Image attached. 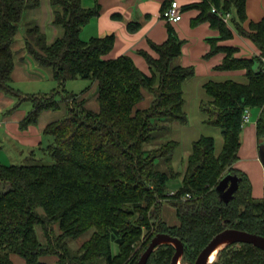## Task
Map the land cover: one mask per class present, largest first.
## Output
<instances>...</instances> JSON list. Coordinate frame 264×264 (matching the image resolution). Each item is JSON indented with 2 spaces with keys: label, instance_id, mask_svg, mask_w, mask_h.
<instances>
[{
  "label": "trees",
  "instance_id": "obj_1",
  "mask_svg": "<svg viewBox=\"0 0 264 264\" xmlns=\"http://www.w3.org/2000/svg\"><path fill=\"white\" fill-rule=\"evenodd\" d=\"M245 2L200 0L185 8L199 9L191 26L208 22L219 33L207 39L210 50L204 58L223 52L216 70H244L245 82L208 81L203 85L207 96L200 107L206 115L204 123L220 129L222 147L216 154L212 137L198 138L184 172L178 173L162 172L155 163L157 159L170 161L178 147L176 141L145 149L154 146L156 131L168 130L159 122H187L182 85L194 76V68L173 65L183 41L172 25L167 22L168 37L163 43H150L156 57L140 52L150 70L146 75L129 56L104 59L113 47V35L87 41L80 38L81 29L99 16V5L86 9L80 0H50L55 9L53 23L62 28V36L46 45L36 29L28 30L29 37L39 35L37 43L26 38L25 46L39 66L51 70L57 88L41 96H26L33 105L20 128L35 124L43 110H58L61 102L67 113L43 129L53 139L45 148L52 164H0V181L10 185L0 194V264H14L11 255L25 264H46L42 261L46 256H54L57 264H136L157 234L179 240L182 263L194 264L200 252L226 229L264 237V195L255 199L247 175L234 167L239 160L244 112L264 109V18L249 22L246 32ZM38 5L39 0H0V92L18 96L10 85L12 45L24 11ZM211 5L232 13L230 23L257 46L261 57L236 58L237 48L218 46L233 34L211 13ZM134 28L129 26L130 31ZM78 79L96 83L98 111L85 106L82 92H66L60 102L54 100L67 81ZM144 91L152 95L151 103L136 109ZM255 131L258 144H264V114L256 121ZM227 174L237 177L238 186L225 203L215 188ZM176 178L181 179V186L170 196L168 184ZM163 203L174 208L177 224L162 219ZM87 232L90 236L72 250L68 241ZM112 241L117 245L115 255ZM174 253L173 246L161 245L146 264H171ZM211 264H264V252L249 244H231Z\"/></svg>",
  "mask_w": 264,
  "mask_h": 264
},
{
  "label": "crops",
  "instance_id": "obj_2",
  "mask_svg": "<svg viewBox=\"0 0 264 264\" xmlns=\"http://www.w3.org/2000/svg\"><path fill=\"white\" fill-rule=\"evenodd\" d=\"M80 1L83 8L89 9L96 5H99L101 8L99 16L91 19L81 29L80 38L87 41L91 38H101L107 35H113V47L111 51L104 56V59H115L122 55L129 56L140 71L146 75H150L148 64L140 52L144 51L152 57H156V54L150 47V43L159 45L167 39V22L161 17V9L164 3H167L168 0ZM177 1L181 7H184L182 9V18L179 22L170 24L172 25L178 39L183 41V45L181 55L174 60L173 65L194 68V76L186 80L182 85L184 98L183 109L185 114L187 109L193 112L197 111L202 113L200 109L201 104L207 100V96L203 89V85L206 82L233 80L239 83H244L245 71L216 70V67L220 65L223 60V52H218L208 59L204 58L210 50V45L208 44L207 39L216 38L219 33L217 30L211 28L208 22L200 23L195 27L191 26V20L199 14V9L190 7L187 9L185 8L190 4L200 2V0ZM27 10L30 22L26 24H32V28L26 29V32L28 30L36 29L43 36V40L46 45H50L54 40L62 36V28L53 23L55 9L51 6L50 0H39V5L37 7H32ZM245 12L247 16L245 24L260 21L264 18V0H246ZM130 25L135 27L132 31L129 30ZM13 46L14 43L12 45L14 63L12 80L38 79L35 75L30 73L29 68L22 62L24 59L23 53L22 56H17L16 62L14 61V51L16 52V50ZM218 46L237 48V52L235 53V57L237 58L249 59L259 55V51L254 43H252L249 39L240 37L236 34L232 35L231 39L219 42ZM35 65L36 66L34 67L36 71H40L37 69L46 70L49 79L52 80V77L50 78V75L52 76L50 69L41 67L36 62ZM216 77H220L222 79H217ZM234 77L237 78L233 79ZM242 79H244V81H239ZM95 86L96 83L94 82L93 88ZM85 95V93H81V98L85 99ZM12 106V100L0 92V164L2 165H5V162H11L10 164H13L12 162L16 160V156L23 157L32 155L34 151L42 150L40 144L43 139H45L43 129L47 124L59 120V117L50 116L55 115L57 112L56 110H45L38 115L37 121L34 125H30L26 129H21L19 125L25 118L26 113L21 111L17 112L16 115L15 113L14 115L5 114V112ZM85 106L90 110L98 111V105L95 109L94 103L90 104L88 102L85 103ZM65 108V104L61 102L58 110L59 112H63L65 111ZM254 109L255 108H252V111L255 112L252 124H248V126H244L242 128L240 139L241 146L238 153L239 160L236 162L234 167L247 175L252 186V196L255 199H260L264 195V187L263 194L260 189L262 184L264 186V167L262 168L260 163L258 150L259 145L263 143L258 144L255 133V124L260 115L264 114V109H257L258 111H254ZM248 114L249 120L247 123H249L252 118L250 110H248ZM205 119V116L201 117V124L206 125L204 123ZM200 137L202 136H199L198 138ZM197 139L190 141L189 149L186 147L188 150L187 152L190 153L192 144ZM244 154L248 157V159L245 160L246 162L242 159ZM178 189L176 188L171 191L176 192ZM161 217L169 225L177 224L175 210L167 203H163ZM42 259L51 260L53 263L57 264V260L54 256H46Z\"/></svg>",
  "mask_w": 264,
  "mask_h": 264
},
{
  "label": "rangeland",
  "instance_id": "obj_3",
  "mask_svg": "<svg viewBox=\"0 0 264 264\" xmlns=\"http://www.w3.org/2000/svg\"><path fill=\"white\" fill-rule=\"evenodd\" d=\"M27 11L24 12L22 20L18 25V34L15 37L14 46H13L16 50V52L14 51V56H15L14 61L16 62L17 56H22V53H23L24 59L22 60V62L29 68L30 73L35 75L38 79H35V80H24V79L23 80L22 79H16L15 80L14 79V80H12L10 85L15 90V92L18 93V96L9 95V94L2 92V94L4 96L9 98L13 102V106L11 108H9L5 112V114H9V115L13 114L14 115V113H15V115H16L17 112L24 111L26 113L25 117L31 111L32 105H33L31 99L28 98L29 96H32V95L41 96L43 94H48L52 90L57 88V83H55L54 81L49 79L46 70L37 69L40 71H36V69L34 67V66H36L35 61L33 60V57L31 56V54L28 52L27 47L25 48L26 38H29L32 42L37 43V37L36 36L39 35V34H32L29 37V33H27L28 31L26 32V29L32 28V26H31L32 24H30V23H29V25L26 24V23L30 22V19L27 15ZM225 12H227V11H225ZM229 13L232 15L231 12H229ZM226 26L228 28H230L229 30L232 31L233 35L236 34V35H239L240 37L246 38V37L240 35L239 32L234 28V26H232V24L230 22ZM243 26L247 32L249 30V26L245 23ZM246 39H248V38H246ZM83 41H86V40H83ZM33 47H35L36 50H39L38 47H36V46H33ZM256 48H257V46H256ZM258 51H259L258 56L261 57L262 56L261 51L259 49H258ZM258 56H254V57H258ZM261 59H262V62L264 63V57H261ZM15 65H16V63H15ZM50 78H51V75H50ZM216 78L222 79L220 77H216ZM236 78L237 77H234L233 79H236ZM239 81H244V79L239 80ZM93 85H94V82L89 81V80L78 79V80H74V81H67L64 84V89H63L64 91L62 89H60L62 91H60L58 94L54 95V100L57 102L58 101L60 102L62 100V98L65 97L64 95L66 92L67 93H75V94H79L82 92V93L86 94L85 95L86 103H88V102L90 104L94 103L95 109H96L97 105H98V103L95 99V97L97 95V87L95 86L93 88ZM26 96H28V97H26ZM151 100H152V95L150 93H148L147 91H144V97H143L142 101L136 106V109L149 107ZM257 109L262 110L263 108H255L254 111H258ZM249 110H250V113L252 115V118H251L250 122L247 123V125L241 123L242 128L244 126H248V124H250V125L252 124V119L254 118L255 112H253L252 109H249ZM43 111H45V110H43ZM56 111L59 112V110H56ZM246 111L248 112V110H246ZM57 112L55 113V115H50V116L59 117V119L66 117V113H67L66 108H65V111H63V112H61V111L59 113H57ZM186 115H187V122L184 124L167 122L166 120L159 122L158 124L160 127L167 126L168 130L156 131L154 133V137L156 138L154 146H148V145L145 146V149H150L151 147H155L156 145H158V143H163V142H166L168 140H174V141L178 142V147L175 149V151H174L169 162H165L162 159H157L155 161L156 168L162 172L175 171L178 173H183L185 170V167H186V160H187V157L189 154V152H187L188 151L187 149H189V147H190V141L197 139L199 136L212 137L214 140L215 153L217 154L221 150L222 137L220 134L221 133L220 129L212 127V126L201 124V122H200L201 117L202 116L206 117V115L203 112L202 113L197 112V111L193 112V111H190L187 109ZM255 126H256V124H255ZM255 133H256V131H255ZM44 138L45 139H43V141L40 144V147L42 150H40V151L36 150V151H34V153L32 155H27V156H23V157L16 156V160H14L12 162L13 164H10L11 162H5V165H50V164H52L53 160L49 156V154L45 151V148L53 143V139L50 136H46V135H44ZM186 147H187V149H186ZM245 155L246 154H244L242 156V159L244 161L246 159H248V157H246ZM260 163H261V161H260ZM261 165H262V163H261ZM262 168H263V166H262ZM180 186H181V179L176 178V179L169 181L168 190L171 191V190L176 189V188L178 189ZM263 187L264 186L262 184L261 188H260L262 190V194H263ZM9 189H10V185L8 183L0 181V194L5 193ZM257 200H259V199H257ZM39 212H41V210H39ZM55 231L58 232L57 228L55 229ZM90 233L91 232H87V233L83 234L79 239L68 241L70 248L72 250H77L78 247L90 236ZM37 234L39 236V239L42 242H44V239L42 238V235H41V230L39 228H37ZM140 246H141L140 243L138 245H136L135 250L139 249ZM111 247H112V254L113 255L117 254V251H118L117 245L114 241H112ZM11 259H12L14 264H24V261L21 258H19L18 256L11 255ZM42 261L46 262L48 264H56V263H53L51 260H47V259H42ZM179 264H183L182 261H180Z\"/></svg>",
  "mask_w": 264,
  "mask_h": 264
},
{
  "label": "water",
  "instance_id": "obj_4",
  "mask_svg": "<svg viewBox=\"0 0 264 264\" xmlns=\"http://www.w3.org/2000/svg\"><path fill=\"white\" fill-rule=\"evenodd\" d=\"M258 152L259 159L262 163V166L264 167V144L259 145ZM237 186V177L227 174L219 181L218 185L215 188V192L220 201L227 203L232 199L233 194L237 190ZM222 243H227L224 248L231 244L243 243L252 245L257 249L264 251V237L257 236L255 234H250L244 231L226 229L217 234L211 240V242L200 252L194 264H208L207 258L209 257L210 253L216 248V246ZM164 244L171 245L175 249V253L171 259V264H179L182 259L183 253L182 243L179 240L171 238L164 234H157L153 237L148 247L139 257L136 264H146L148 258L156 250V248Z\"/></svg>",
  "mask_w": 264,
  "mask_h": 264
},
{
  "label": "built area",
  "instance_id": "obj_5",
  "mask_svg": "<svg viewBox=\"0 0 264 264\" xmlns=\"http://www.w3.org/2000/svg\"><path fill=\"white\" fill-rule=\"evenodd\" d=\"M211 13L218 16L222 20V22H224L226 25L229 24L232 16L229 12L220 11L212 5H211ZM161 16L168 23L179 22L182 18V7L180 6L177 0H168V2L165 4L164 9L162 10ZM248 120H249V114L246 111L242 116V124H246ZM174 194L175 192L172 191L168 193V195L170 196H173ZM187 198H189L188 195L185 197V199Z\"/></svg>",
  "mask_w": 264,
  "mask_h": 264
},
{
  "label": "bare ground",
  "instance_id": "obj_6",
  "mask_svg": "<svg viewBox=\"0 0 264 264\" xmlns=\"http://www.w3.org/2000/svg\"><path fill=\"white\" fill-rule=\"evenodd\" d=\"M227 243H222L216 246V248L210 253L209 257L207 258V263L211 264L216 259L217 255L223 248L226 246Z\"/></svg>",
  "mask_w": 264,
  "mask_h": 264
}]
</instances>
